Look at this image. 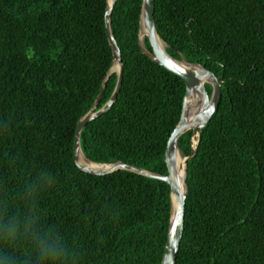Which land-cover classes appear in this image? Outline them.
I'll return each mask as SVG.
<instances>
[{"label": "trees", "instance_id": "obj_1", "mask_svg": "<svg viewBox=\"0 0 264 264\" xmlns=\"http://www.w3.org/2000/svg\"><path fill=\"white\" fill-rule=\"evenodd\" d=\"M153 5L166 52L221 81L218 106L185 164L175 264H264V0ZM105 6L0 0V264L161 262L169 185L125 169L92 174L73 162L76 122L115 86ZM140 6H112L121 86L110 108L83 126L80 146L94 162L167 174L163 154L185 87L141 52ZM191 136L178 138L182 155L192 151Z\"/></svg>", "mask_w": 264, "mask_h": 264}, {"label": "water", "instance_id": "obj_2", "mask_svg": "<svg viewBox=\"0 0 264 264\" xmlns=\"http://www.w3.org/2000/svg\"><path fill=\"white\" fill-rule=\"evenodd\" d=\"M115 1L116 0H106L103 17L105 35L112 53L110 72H116L115 86L110 97L100 108L97 110L95 109L99 99V96H97L91 108L76 122L72 139L73 162L80 170L92 174L103 175L118 169H125L166 182L169 185V221L160 264H175L176 254L179 249L182 235L184 200L187 192L185 183V164L187 159L192 156L196 150L199 141V129L208 122L218 106L221 98V81L214 73L206 69L202 64L198 62H188L182 58L176 59L169 55L165 48H161L157 40L159 36L154 24V0H141L137 38L141 52L149 59L178 75L182 79L185 87V95L181 105L179 120L167 139L163 154V159L167 167V174L151 172L122 161L99 163L87 158L80 146L81 129L89 120L110 108L115 101L121 86L123 64L120 49L110 28V13ZM144 36L149 42L151 51H149L144 45ZM104 82L105 81L101 84L100 93L103 91ZM205 83L211 86L210 95L206 92ZM188 108H194V114L190 115ZM187 130L192 131V151L186 156L181 154L177 141L179 136ZM178 156H180L183 162V189L179 184L175 168V160ZM93 164H104L106 167L100 170H93L90 168V165Z\"/></svg>", "mask_w": 264, "mask_h": 264}, {"label": "bare ground", "instance_id": "obj_3", "mask_svg": "<svg viewBox=\"0 0 264 264\" xmlns=\"http://www.w3.org/2000/svg\"><path fill=\"white\" fill-rule=\"evenodd\" d=\"M159 45L161 46V48H165L164 43L162 42V40L160 38H157ZM188 112L190 115L194 114L195 109L194 108H188ZM106 165L104 164H93L90 165V168L93 170H100L102 168H105ZM175 168H176V173L178 176V181L179 184L181 186V188L183 189V162L180 158V156H178L175 160Z\"/></svg>", "mask_w": 264, "mask_h": 264}]
</instances>
